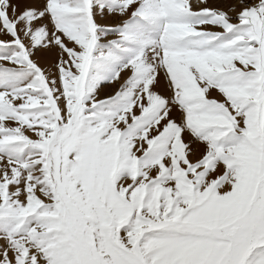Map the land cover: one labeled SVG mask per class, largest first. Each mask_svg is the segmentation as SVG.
I'll list each match as a JSON object with an SVG mask.
<instances>
[{
  "label": "snow or ice",
  "instance_id": "snow-or-ice-1",
  "mask_svg": "<svg viewBox=\"0 0 264 264\" xmlns=\"http://www.w3.org/2000/svg\"><path fill=\"white\" fill-rule=\"evenodd\" d=\"M0 264H264V0H0Z\"/></svg>",
  "mask_w": 264,
  "mask_h": 264
},
{
  "label": "rangeland",
  "instance_id": "rangeland-1",
  "mask_svg": "<svg viewBox=\"0 0 264 264\" xmlns=\"http://www.w3.org/2000/svg\"><path fill=\"white\" fill-rule=\"evenodd\" d=\"M214 3H219L221 0H213Z\"/></svg>",
  "mask_w": 264,
  "mask_h": 264
}]
</instances>
